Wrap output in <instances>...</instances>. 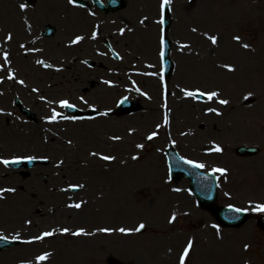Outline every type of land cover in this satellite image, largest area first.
Listing matches in <instances>:
<instances>
[{
	"label": "rangeland",
	"instance_id": "obj_1",
	"mask_svg": "<svg viewBox=\"0 0 264 264\" xmlns=\"http://www.w3.org/2000/svg\"><path fill=\"white\" fill-rule=\"evenodd\" d=\"M122 1V10L103 14L66 0H0V160L23 161L17 168L0 164V235L20 242L0 251V264H36L45 253L50 255L42 264H107L108 257L124 264H179L189 240L186 264H264V229L258 225L264 212L255 210L264 204V0H172L165 32L172 69L163 82L161 0ZM46 26L56 33L43 37ZM78 36L84 39L74 44ZM209 36L217 37L216 45ZM181 89L217 91L228 104L185 98ZM245 97L254 102L243 105ZM64 99L87 116L48 123L53 110L65 114L59 107ZM125 99L136 103L134 112H118ZM16 101L33 119L19 112ZM210 107L221 115L208 113ZM213 145L222 152L212 151ZM240 145L260 152L236 157ZM168 146L204 164L205 172L226 169V176L215 173L218 204L246 210L249 219L226 229L198 208L188 181L169 178ZM38 153L44 159H36ZM28 157L34 158L29 166ZM88 188L93 199L82 222L60 214L52 226L44 218L62 208L77 211L68 204L84 200ZM140 223L146 225L141 234L118 231ZM64 228L71 231L62 235ZM81 229L91 234L71 235ZM46 231L55 234L21 242Z\"/></svg>",
	"mask_w": 264,
	"mask_h": 264
},
{
	"label": "snow or ice",
	"instance_id": "obj_2",
	"mask_svg": "<svg viewBox=\"0 0 264 264\" xmlns=\"http://www.w3.org/2000/svg\"><path fill=\"white\" fill-rule=\"evenodd\" d=\"M68 3L70 5H74V0H68ZM172 3V0H161V3H160V19L157 21L158 24L160 25H163L164 23V13H165V9H168L169 8V5ZM26 5L25 4H21L20 5V10L21 11H25L26 10ZM146 19V18H145ZM141 23H144V21L142 20ZM193 32L196 31L195 28L192 29ZM123 34V33H121ZM96 37V33H93L92 34V38L95 39ZM12 39V36L9 34L8 37H7V40H11ZM82 39H84V37L82 36H78L76 37V39L73 41V43H78L79 41H81ZM208 39L211 41V43L213 45H216L217 44V37L215 36H209ZM234 39L237 40V42L240 41V37H235ZM164 35H163V28H161V36H160V57H161V61L163 62V58H164ZM21 47H23V45H21ZM188 45L186 44H180V48L181 49H184V48H187ZM244 48H248L249 46L247 44H244L243 45ZM3 61L5 64H8L9 63V56L7 53L4 54L3 56ZM38 64H44V61H37ZM46 67H50V65H45ZM235 69L232 68L231 66H227V71L229 72H232L234 71ZM8 79H15L14 76L12 75L11 72H8ZM160 79L161 81L163 82V74L161 73L160 74ZM18 83H21L23 84V81H17ZM105 83H108L107 81H105ZM33 91H36V89H33ZM137 91H139V89H137ZM181 91L184 92V96L185 98H190V99H197V98H200V97H206V100L207 102H215V103H218L220 105H227L228 104V101L226 99H218V97L220 96V93L217 92V91H209V92H205V91H200V90H197V91H186L184 89H181ZM141 95H144V93H141ZM245 99H248V97H245ZM81 101L82 103H87V101H84L83 98H81ZM121 103H123V101H121ZM59 107L60 108H67V109H73L75 108V106L70 103L67 99H64V100H61L59 102ZM167 107V105L165 104V108ZM92 111H96L95 108L92 109ZM208 113H214L215 115L217 116H220L221 115V112L220 111H217L215 108L213 107H210L208 108ZM10 115V113H9ZM100 115L102 116H106L108 115L107 112H102L100 113ZM69 119H72V120H75L77 118H73V117H68V116H65L63 115L62 113H59L55 110L52 111V114H51V117L48 119V123H57L59 122L60 120H69ZM168 123V117L167 115L165 116V124ZM157 135V132H153L152 134L148 135L147 136V139L149 141L153 140ZM113 139H119V137H114ZM69 143H71V141H69ZM138 148H143V145L142 144H139L137 145ZM212 151L216 152V153H220L222 152V149L218 146V145H213L212 146ZM92 156H96L97 153L93 152L91 153ZM34 158L33 157H28L27 158V162L31 163L32 160ZM99 159L101 160H104V161H111V160H114L115 157H112V156H108V155H101L99 156ZM133 160H136L138 159V157L136 156H133L132 157ZM23 162L20 158H17V159H13V160H0V164H3L5 167H7L9 164H19ZM184 163L185 164H188L190 165L191 167H194V168H204L205 165L204 164H201V163H197V162H194L192 160H184ZM59 166V165H57ZM212 173L215 174V173H219L221 176H226L227 175V171L226 169H223V168H215L212 170ZM80 187H83V185H80ZM3 192H14L15 189H3L2 190ZM173 191H180L179 189H173ZM68 207L70 208H76V209H80L81 208V204L79 203H76V204H69ZM230 207V210L233 211V212H240L241 209L239 208H235V207H232V206H229ZM255 210L258 211V212H264V204H256L255 205ZM176 220V216L173 215L172 218L169 220V223H172L173 221ZM30 223V222H29ZM146 227V225L144 223H140L137 227H135L134 229H126L124 227H120L118 229V231L123 234V235H131L133 231L135 232H141L144 228ZM212 228L216 229V232L219 233L220 229L217 227V225L213 224L211 225ZM71 230L68 229V228H64L63 231L61 232L62 235H66L70 232ZM102 232H105V233H108L110 234L111 230L108 229V228H103L101 229ZM55 233L52 232V231H46L44 232L43 234L37 236L34 238V240H24V241H21L22 243H26V244H31V243H34L35 241H40V240H43L45 239L46 237H51L53 236ZM91 233H86L83 229L81 230H78V231H72L71 232V235L73 236H82V235H90ZM5 239L4 236L0 235V240H3ZM17 240H19V236L16 237ZM193 247V242L191 240H189L187 242V246L183 249V252L182 254L179 256V264H186L187 262V259L189 257V253L191 251ZM247 245L245 246V251H247ZM49 253H45L43 255H40L36 258V264H42L43 261H46L48 258H49Z\"/></svg>",
	"mask_w": 264,
	"mask_h": 264
},
{
	"label": "water",
	"instance_id": "obj_3",
	"mask_svg": "<svg viewBox=\"0 0 264 264\" xmlns=\"http://www.w3.org/2000/svg\"><path fill=\"white\" fill-rule=\"evenodd\" d=\"M122 7L119 0L108 1V8L100 6L104 11H114ZM168 24V20H165ZM54 33V29L47 27L44 35L48 36ZM250 103V102H248ZM123 110L128 109V111L134 112L136 104L124 101L121 104ZM74 111L73 109H69ZM24 113L26 111L22 110ZM238 156L249 157L258 153L256 148L240 146L235 150ZM166 157L168 159V166L170 170V175L173 180H179L180 178H187L190 183V190L195 196L198 204L202 207L211 210L213 215L216 217L217 221L224 227H239L247 219L248 215L242 211L233 212L230 207H218L216 204V187L215 178L211 174L203 173L199 168L191 167L184 163V160L180 159L173 148H168L166 150ZM15 242L8 240H0V249L8 248L14 245ZM109 264H119L113 259L109 260Z\"/></svg>",
	"mask_w": 264,
	"mask_h": 264
},
{
	"label": "bare ground",
	"instance_id": "obj_4",
	"mask_svg": "<svg viewBox=\"0 0 264 264\" xmlns=\"http://www.w3.org/2000/svg\"><path fill=\"white\" fill-rule=\"evenodd\" d=\"M6 73H7V71H6ZM40 150H42V149H40ZM44 157L45 156L43 154H41V153H38V154L35 155V158L38 159V160L44 159ZM49 158H50L51 162L54 161V156H50ZM46 159H47L46 161H50V160H48V158H46ZM0 171H1V169H0ZM85 194L86 195H85L84 200H82L80 202H77V203L81 204V208L78 209L77 211L76 210H69V209H66V208H62L61 209L62 212H55L52 215L43 214L44 218H46L48 223L50 222V225H52V226H55L57 221L62 220L61 219V215L68 216V218H71L72 221L76 220L77 222H80V221L82 222L84 220L85 211H87V207L89 206V203L93 199L91 189L88 188L87 191L85 192Z\"/></svg>",
	"mask_w": 264,
	"mask_h": 264
}]
</instances>
